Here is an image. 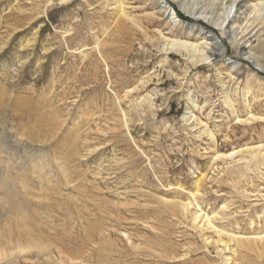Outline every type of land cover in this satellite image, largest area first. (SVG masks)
I'll list each match as a JSON object with an SVG mask.
<instances>
[{"label": "rangeland", "instance_id": "obj_1", "mask_svg": "<svg viewBox=\"0 0 264 264\" xmlns=\"http://www.w3.org/2000/svg\"><path fill=\"white\" fill-rule=\"evenodd\" d=\"M191 21L174 0H0V182L21 170L0 188V246L49 252L3 264H264V70L231 46L234 69L165 50L203 43Z\"/></svg>", "mask_w": 264, "mask_h": 264}, {"label": "bare ground", "instance_id": "obj_2", "mask_svg": "<svg viewBox=\"0 0 264 264\" xmlns=\"http://www.w3.org/2000/svg\"><path fill=\"white\" fill-rule=\"evenodd\" d=\"M174 1H177L181 9L185 11V13L189 15V17L192 18L193 21L188 23L186 22L189 25L188 26L189 31L195 34L196 37L197 36L201 37L204 41L203 43L197 44L186 40L165 38L166 40V43L164 45L165 50H172L174 48L185 49V51L189 55V58L194 60L195 63L208 61L210 57H219L224 60V63H227V60L231 59V61L228 62V65L231 66V69H234L235 67L239 66L240 61L243 59L237 60L236 58L232 59L226 57L228 53V49L230 48L228 46H231L235 48L238 56L247 55L248 60H251L255 65H257L259 68L264 70V39H262L261 36V33L262 32L264 33V31L261 30L262 28L260 27L262 22L259 23L256 21L251 22V19L247 18V14H249L250 16L253 9L256 8L255 3L257 0H228L231 1L233 4H235L236 12L231 19L230 18L226 19L228 22L226 26L222 25V23L220 24L219 19H216V15H215L218 10V7L220 6L218 3L221 0H174ZM165 3L166 4L160 3V5H158V8L160 9L161 12H163L164 16H167L166 18L169 21L173 22L172 24L176 25L177 24L176 19L178 18V15H176V12L174 14V12L170 10L169 8L170 5L167 1H165ZM202 18H204L203 20H205L208 24H212L213 27L215 26L218 29V31L221 32L222 37L225 38L228 42L223 39H220V37L217 35V32L215 30L210 29L208 25L201 24ZM255 42L257 44H254ZM227 43H229V45ZM236 71H237V75L241 76L242 74L241 69H237ZM259 74L260 73L256 72V74L253 76L255 77L256 75ZM226 103L230 107L233 106L230 98L226 99ZM9 147L10 145L8 143H6L4 140H0L1 162H4V159L7 161L11 160V157H5V156L3 158L1 157L5 153L7 154V150ZM15 156L17 158L16 154ZM12 169L13 170H11L10 174H7L4 177V179L0 182L1 189H6L4 185V181L5 179L11 178V175L16 176V178L17 176L19 177V175L21 176L19 163L17 165L13 164ZM20 208L21 207L19 205V209ZM81 226L83 225L81 224ZM99 231L101 232L102 230ZM104 232L101 233L102 238H105L106 236L105 234L106 232L105 233ZM86 239L88 238L86 237ZM228 240L231 241L232 239L229 238ZM219 241L223 242L224 250L225 248H230L229 241L224 242L223 239H219ZM92 242H94V240H92ZM33 248L38 250V252L40 254H43L44 256L49 255V252L46 250V248L40 242H38L36 239L33 238L30 241H28L26 244L17 243L16 246H13L10 250H7L4 247L0 246V264L13 261L16 255L22 256L25 261H30L28 256L33 251ZM221 250L223 251V248ZM59 253H62L60 249H59ZM227 256L225 259L227 262H229L232 258ZM46 257H47L46 261L47 263H49L51 259L49 258V256ZM81 257H82L81 260L78 259L68 262L61 261L60 264H97V263H92L91 260L92 255L91 256L84 255Z\"/></svg>", "mask_w": 264, "mask_h": 264}]
</instances>
